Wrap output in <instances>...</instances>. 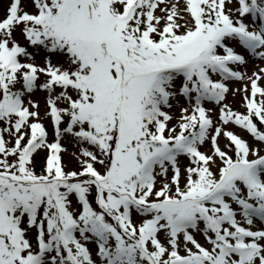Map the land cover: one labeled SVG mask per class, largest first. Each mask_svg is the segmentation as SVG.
<instances>
[{
  "label": "snow or ice",
  "instance_id": "obj_1",
  "mask_svg": "<svg viewBox=\"0 0 264 264\" xmlns=\"http://www.w3.org/2000/svg\"><path fill=\"white\" fill-rule=\"evenodd\" d=\"M0 9V264H264V0Z\"/></svg>",
  "mask_w": 264,
  "mask_h": 264
},
{
  "label": "rangeland",
  "instance_id": "obj_2",
  "mask_svg": "<svg viewBox=\"0 0 264 264\" xmlns=\"http://www.w3.org/2000/svg\"><path fill=\"white\" fill-rule=\"evenodd\" d=\"M1 3L3 4V6L6 7L7 4V0H0ZM260 65L261 67H264V63H261L259 60H254L252 62H250L249 66H248V72L249 75L252 74V72L256 71V66ZM229 102L233 104V107L244 111V105H243V97L242 96H238L235 99H233V97H229ZM237 131H239V129H237ZM43 156V154H41V157ZM39 159V158H38Z\"/></svg>",
  "mask_w": 264,
  "mask_h": 264
},
{
  "label": "bare ground",
  "instance_id": "obj_3",
  "mask_svg": "<svg viewBox=\"0 0 264 264\" xmlns=\"http://www.w3.org/2000/svg\"><path fill=\"white\" fill-rule=\"evenodd\" d=\"M0 3H1V1H0ZM0 14H2V9H0Z\"/></svg>",
  "mask_w": 264,
  "mask_h": 264
}]
</instances>
